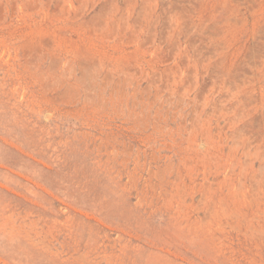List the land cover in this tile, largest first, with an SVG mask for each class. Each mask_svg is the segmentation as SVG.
<instances>
[{"label":"rangeland","instance_id":"obj_1","mask_svg":"<svg viewBox=\"0 0 264 264\" xmlns=\"http://www.w3.org/2000/svg\"><path fill=\"white\" fill-rule=\"evenodd\" d=\"M0 264H264V0H0Z\"/></svg>","mask_w":264,"mask_h":264}]
</instances>
